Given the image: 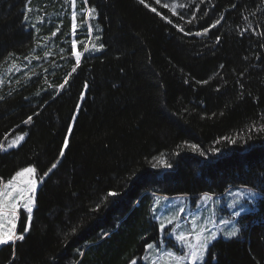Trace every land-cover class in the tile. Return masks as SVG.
Instances as JSON below:
<instances>
[{
	"label": "trees",
	"instance_id": "1",
	"mask_svg": "<svg viewBox=\"0 0 264 264\" xmlns=\"http://www.w3.org/2000/svg\"><path fill=\"white\" fill-rule=\"evenodd\" d=\"M219 1L0 0V180L28 166L47 171L68 138L25 239L14 252L0 246V264H129L140 236L155 231L145 199L234 188L256 192L254 210L206 260L264 264V0H241L229 15ZM88 8L96 11L85 19Z\"/></svg>",
	"mask_w": 264,
	"mask_h": 264
},
{
	"label": "snow or ice",
	"instance_id": "2",
	"mask_svg": "<svg viewBox=\"0 0 264 264\" xmlns=\"http://www.w3.org/2000/svg\"><path fill=\"white\" fill-rule=\"evenodd\" d=\"M27 2H30V0H27ZM139 3L144 5L145 7H148V4L145 3V0H139ZM157 3H160V0H157ZM73 6L76 4V0H72ZM84 4H88V0H84ZM153 12L156 11L155 8L151 9ZM96 11L95 8H88V16L85 17V19H89L92 14ZM76 16L77 13L74 11L71 14V28L72 31L75 32L76 30ZM223 19V18H221ZM25 20H27V16H25ZM171 23V21H169ZM220 23V20H217L215 23L212 24V27L215 28L217 24ZM182 30V29H181ZM58 31V29H57ZM89 33L91 32V26L88 27ZM209 31L208 28L204 29V32L207 33ZM192 33L188 32L185 33V35H190ZM53 36L56 35L55 32L52 33ZM195 35L200 36L201 33L197 32ZM217 43L220 41V37H216ZM96 47V46H93ZM100 48H103V45L99 46ZM76 48V41L74 40L72 42V49L73 51ZM87 50V49H86ZM12 54L10 53L9 56ZM74 55L76 57V64L79 65L81 62V53L75 52ZM223 67V66H221ZM68 81L65 80L64 84H67ZM202 83H207V81H203ZM64 84H61L60 87L63 88ZM87 87V85H85ZM33 117L30 115L27 117L26 120L23 121L24 124H28L30 121H32ZM251 130V129H250ZM67 133H71L72 129L68 128ZM257 131L264 132V125H261ZM251 137H249L250 139ZM24 139V135L17 136L14 140L11 141V143L8 145L9 148L17 145L19 141H22ZM225 140L228 141L230 144H236L237 140L235 138H229L224 137ZM246 143V141H245ZM68 147V138L65 137L63 141V147L59 151V156L62 158L65 155L64 149ZM188 147L193 152H198L201 157L207 158V155L204 151H201L199 146L196 144H190ZM214 151L218 152V149H215ZM179 155V153H177ZM59 161L53 163L50 168L47 169V171L43 172L42 174H37V168L35 166H29L25 167L19 171H16L15 174L7 179L6 182H3L0 180V246L10 245L13 248V252L15 250V244L17 241H23L25 239V234L28 232L31 221H32V212H33V206L35 204L36 200V194L38 191V187L42 185L49 174L57 167V164ZM161 164V166L171 168L173 165L171 162H168L166 160H161L158 162ZM157 165H153V167H156ZM118 195L115 191H109L107 193V197H116ZM256 195V192H254L251 189H248V196L249 198L254 197ZM107 197H105V201L107 202ZM202 200L207 202L213 200V197L209 193H204L202 196ZM21 202H23L22 207L25 210V221L26 225L23 228L21 233H17L15 231L17 227V219L19 216V209L21 207ZM115 202V201H112ZM230 207H236L237 205H229ZM241 208H243V205H240ZM100 205L98 204L93 211H99ZM182 212L183 209H180ZM236 217L241 216L240 211L235 212ZM173 222V218H169L167 220L168 224H171ZM225 224L233 223V221H224ZM193 229H192V235H188L187 233L183 231H176L175 228L172 231V234L175 236L176 241L180 244V251L177 253L175 251H169L165 250L163 253V257L161 258L163 261V264H210V260L214 259L215 257H209L208 260H206V257L209 253V247L213 244V241L218 239L219 235H223L225 239H233L238 237V235L241 232V229L236 226H232L230 230H225L223 233H218L217 231H213L208 229L206 226H200L199 228L196 227L197 221L193 220ZM166 227V224L164 221H161L160 228L161 231H163ZM75 231V229L73 230ZM148 249H152L153 245L148 244ZM132 264H136L135 261L132 262ZM155 264V262H154Z\"/></svg>",
	"mask_w": 264,
	"mask_h": 264
},
{
	"label": "rangeland",
	"instance_id": "3",
	"mask_svg": "<svg viewBox=\"0 0 264 264\" xmlns=\"http://www.w3.org/2000/svg\"><path fill=\"white\" fill-rule=\"evenodd\" d=\"M219 6L225 15H229L240 8L241 0L219 1ZM220 28L221 23L217 24L215 28L212 27L208 33L214 34ZM202 196L196 198L153 196V198L145 199L146 208L148 209L147 221L151 220L150 227L154 225L155 231L152 230L149 234L140 236L141 240H147L140 251L133 253L129 264H132L133 261L136 263L141 261L144 264H154V262L155 264H163L161 258L165 250L177 253L180 251V244L172 234L174 228L176 231H183L188 235H192V221L195 220L197 221V228L206 226L210 230L223 233L225 230H230L232 226L240 228L238 224L239 217L235 216L236 211H240L242 214L254 210L255 206L254 197L249 198L248 189L244 188L231 189L221 196L212 195L213 200L207 202L202 200ZM22 204L23 202H21L20 209L23 208ZM233 204L237 206H229ZM240 205H243V208ZM180 209H183V211L181 212ZM169 218H173L171 224L167 223ZM229 220L233 223H224V221ZM161 221L166 224L163 231L160 228ZM219 237L224 238L223 235H219ZM148 244H152L153 248L148 249Z\"/></svg>",
	"mask_w": 264,
	"mask_h": 264
},
{
	"label": "water",
	"instance_id": "4",
	"mask_svg": "<svg viewBox=\"0 0 264 264\" xmlns=\"http://www.w3.org/2000/svg\"><path fill=\"white\" fill-rule=\"evenodd\" d=\"M79 107H80V105H79ZM79 107H78V108H79ZM72 125H73V123H72ZM72 125H71V127H70V128H72ZM60 160H61V159H60ZM60 160H59V162H60ZM58 164H59V163H58ZM58 164H57V165H58Z\"/></svg>",
	"mask_w": 264,
	"mask_h": 264
}]
</instances>
